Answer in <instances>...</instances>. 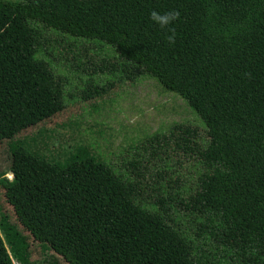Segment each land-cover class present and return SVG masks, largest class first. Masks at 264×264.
Instances as JSON below:
<instances>
[{"label": "trees", "instance_id": "trees-1", "mask_svg": "<svg viewBox=\"0 0 264 264\" xmlns=\"http://www.w3.org/2000/svg\"><path fill=\"white\" fill-rule=\"evenodd\" d=\"M172 9L180 16L168 28L149 19ZM38 26L109 45L128 79L154 78L211 136L249 153L182 203L192 235L151 215L60 244L49 233L62 228L64 208L5 194L15 220L0 204V230L12 256L34 264L26 231L68 264H264V0H0V141L12 150L23 144L16 134L65 106L60 80L37 55ZM88 155L86 145L73 152Z\"/></svg>", "mask_w": 264, "mask_h": 264}, {"label": "rangeland", "instance_id": "rangeland-1", "mask_svg": "<svg viewBox=\"0 0 264 264\" xmlns=\"http://www.w3.org/2000/svg\"><path fill=\"white\" fill-rule=\"evenodd\" d=\"M35 48L62 86L65 106L0 141V204L15 220L16 202L46 196L64 208L62 228L49 236L65 244L164 215L192 235L182 203L242 165L249 149L211 136L180 96L149 76L127 78L112 48L38 26ZM77 145L90 155L73 158ZM34 264H68L26 231ZM20 264L0 230V264Z\"/></svg>", "mask_w": 264, "mask_h": 264}, {"label": "clouds", "instance_id": "clouds-1", "mask_svg": "<svg viewBox=\"0 0 264 264\" xmlns=\"http://www.w3.org/2000/svg\"><path fill=\"white\" fill-rule=\"evenodd\" d=\"M180 16L179 11L172 9L164 12H158L156 10H151L149 12L150 21L161 29L168 28L174 21H176ZM173 35H168L167 39L169 42L173 40Z\"/></svg>", "mask_w": 264, "mask_h": 264}]
</instances>
